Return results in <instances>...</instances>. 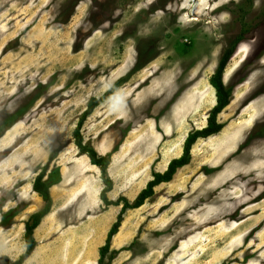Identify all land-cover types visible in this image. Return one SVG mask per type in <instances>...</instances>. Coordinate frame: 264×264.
Instances as JSON below:
<instances>
[{
    "label": "rangeland",
    "instance_id": "374dc122",
    "mask_svg": "<svg viewBox=\"0 0 264 264\" xmlns=\"http://www.w3.org/2000/svg\"><path fill=\"white\" fill-rule=\"evenodd\" d=\"M244 27L223 127L124 211L110 264H264V0H0V256L23 253L43 205L32 181L59 147L51 214L23 264H96L121 203L99 200L100 171L74 143L87 101L124 78L80 134L110 155L108 199L131 202L206 126L208 79Z\"/></svg>",
    "mask_w": 264,
    "mask_h": 264
},
{
    "label": "trees",
    "instance_id": "16d2710c",
    "mask_svg": "<svg viewBox=\"0 0 264 264\" xmlns=\"http://www.w3.org/2000/svg\"><path fill=\"white\" fill-rule=\"evenodd\" d=\"M247 25V23L243 24V26ZM244 33H246L245 27L242 28V31L224 49L217 63V67L208 79V82L215 90L216 102L215 105L209 110L206 126L189 132L186 135L183 141L181 155L177 158L171 159L163 172L152 173V179L147 182L146 186L131 202H129L123 196L118 197L116 200L108 199L107 193L112 189V180L109 178L106 172L110 160V155L108 153L104 155L98 154L89 143L83 142L82 136L80 134V127L85 118L97 105L102 103L114 91V89H116L117 86L120 85V82H122L121 80H123L124 78L111 85V87L106 90L100 97H91L87 101L86 108L80 115L77 125L73 131L74 143L78 148V152L81 155H86L89 159L90 164L98 167L100 171V179L103 183V187L99 192V199L105 205L117 206L121 203L120 211L117 214L115 221L109 227L104 243L98 248V258L96 264H110L112 258L114 257L116 251L110 250V243L112 238L117 234L124 220H122L124 211L129 208H139L148 197L152 196L154 187L158 186L161 183L169 182L176 169L186 165L189 162L190 150L197 138L212 136V134L219 132L223 127V124L217 121L216 116L229 104L232 92V86H227L223 81V73L228 61L235 51L237 44L243 39ZM58 149L59 147L56 150L50 152L46 164L32 181V190L40 196L43 205L39 210L31 213L28 219L24 222V251L16 260L13 261L9 260L5 256H0L1 264H22L31 256V253H33L36 245L33 237V230L40 223V220L43 219L45 215H48L51 212L50 209L52 206V200L49 188L51 187V185L57 183L58 180L51 179L50 176L46 177L45 173L49 162L55 157ZM105 258H107L106 261Z\"/></svg>",
    "mask_w": 264,
    "mask_h": 264
},
{
    "label": "crops",
    "instance_id": "0c3cea01",
    "mask_svg": "<svg viewBox=\"0 0 264 264\" xmlns=\"http://www.w3.org/2000/svg\"><path fill=\"white\" fill-rule=\"evenodd\" d=\"M55 184H57V183H55ZM55 184L51 185V187L49 188L50 196H51V190H52L53 186H55ZM31 190H32V184H31ZM32 192L35 193V194L40 198V196H39L36 192H34L33 190H32ZM99 192H100V191H99ZM51 200H53V199H52V196H51ZM99 200H100V199H99ZM100 201H101V200H100ZM51 208H52V206H51ZM39 209H40V208H39ZM39 209H38V210H39ZM35 211H37V210H35ZM35 211H33V212H35ZM50 211H51V209H50ZM50 214H51V213H50ZM50 214H49V215H50ZM45 216H46V215H45ZM41 220H42V219H41ZM41 220H40V223H39V224L35 227V229L33 230V237H34L35 242H36V240H37V239L35 238V231H36L38 234H40L39 229L42 231V229H41V225H40L41 222H42ZM107 231H108V230H107ZM41 237H42V236L39 235V238H40V239H41ZM40 239H39V240H40ZM100 246H101V244H100L98 247H100ZM35 247H36V245H35ZM110 248H111V246H110ZM34 250H35V248H34ZM34 250H33V251H34ZM31 254H32V253H31ZM30 257H31V256H30ZM30 257H29L28 259H30ZM28 259H27V260H28ZM22 264H23V263H22Z\"/></svg>",
    "mask_w": 264,
    "mask_h": 264
},
{
    "label": "bare ground",
    "instance_id": "6f19581e",
    "mask_svg": "<svg viewBox=\"0 0 264 264\" xmlns=\"http://www.w3.org/2000/svg\"><path fill=\"white\" fill-rule=\"evenodd\" d=\"M211 88H212V87H211ZM210 99H211V100H210L211 102L214 101V96H211ZM52 192H53V190L51 191V193H52ZM54 200H55V199H54ZM50 213H51V212H50ZM50 213H49V214H50ZM49 214L46 215V216L44 217L45 219L43 218V219L45 220V222L48 220V218H49V216H50ZM43 219H42V220H43ZM40 225H41V224H40ZM41 227H43V226L41 225Z\"/></svg>",
    "mask_w": 264,
    "mask_h": 264
}]
</instances>
